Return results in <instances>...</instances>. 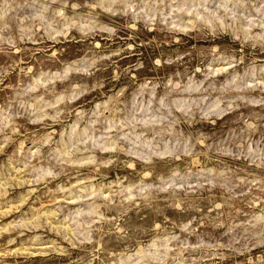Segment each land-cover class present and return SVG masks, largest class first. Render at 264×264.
Segmentation results:
<instances>
[{
    "label": "rangeland",
    "instance_id": "374dc122",
    "mask_svg": "<svg viewBox=\"0 0 264 264\" xmlns=\"http://www.w3.org/2000/svg\"><path fill=\"white\" fill-rule=\"evenodd\" d=\"M0 264H264V0H0Z\"/></svg>",
    "mask_w": 264,
    "mask_h": 264
}]
</instances>
